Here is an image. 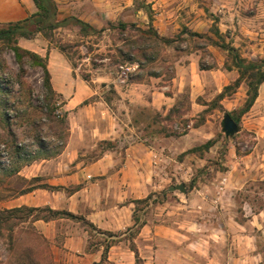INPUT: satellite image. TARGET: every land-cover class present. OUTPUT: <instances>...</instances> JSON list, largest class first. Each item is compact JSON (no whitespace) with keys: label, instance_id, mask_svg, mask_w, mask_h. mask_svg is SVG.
<instances>
[{"label":"crops","instance_id":"obj_1","mask_svg":"<svg viewBox=\"0 0 264 264\" xmlns=\"http://www.w3.org/2000/svg\"><path fill=\"white\" fill-rule=\"evenodd\" d=\"M56 1L62 19L76 16L100 28L101 20L89 9L83 13L79 11L81 1L86 5L92 0ZM96 1L101 12L109 8L108 0ZM36 12L33 0H0V23L22 21ZM158 22L167 25L163 19ZM169 29L159 36L168 38ZM34 39H21L20 45L47 58L52 84L66 102L70 135L59 156L36 162L19 173L29 181L39 179V182L36 187L33 185L35 188L31 192L7 201L4 207L8 210L50 207L79 218L33 223L37 232L51 243L54 256L57 246L75 256L93 241L80 219L98 231L113 234L112 239H120L135 225L134 202L169 190L173 186L171 168L187 166V161L174 163V154L183 151L177 149L171 138H158L150 144L142 140L132 116L128 110L125 112L126 106L148 108L165 115L186 92L193 104V113H197L199 97L207 99L218 95L239 75L236 70L225 69L227 56L221 50L211 47L213 66L208 69L200 67L201 56L196 51L175 62L174 75L168 81L164 80L165 75L123 85L111 81L117 106L114 112L104 97L109 84L103 82L106 84L99 93L88 82L73 76L68 61L55 48L49 49L48 41ZM55 58L70 76L68 80H59L58 86L54 85L52 71L57 66ZM238 91L223 100L228 111L236 109L237 101H240L239 107L245 102L243 84ZM263 96L264 83L255 105L245 115L251 126L248 129L259 135H264L263 129L258 132L256 127V124L264 125L263 112L257 110ZM92 98L95 100L84 104ZM101 142L112 145L107 146L101 156L90 160L89 155ZM260 164L264 166L263 162ZM214 188L215 182H211L187 190L186 194L167 193L166 200L158 203L157 210L143 220L145 223L133 240L141 251L142 260L147 264H264V208L257 212L243 208L242 212L236 207V192L228 190L218 194ZM118 234H121L119 238ZM104 249L102 244L93 246L90 251L82 252V259L98 263ZM133 254L127 242L119 240L111 245L108 260L130 261Z\"/></svg>","mask_w":264,"mask_h":264},{"label":"rangeland","instance_id":"obj_2","mask_svg":"<svg viewBox=\"0 0 264 264\" xmlns=\"http://www.w3.org/2000/svg\"><path fill=\"white\" fill-rule=\"evenodd\" d=\"M108 1L109 8L102 12L101 8L97 7L99 3L96 0L86 5H83V1L79 3L80 13L87 12L89 9L94 17L101 20L99 30H105L101 36L84 38L75 29H65L56 31L49 40L42 34H38L34 40L48 41V48H55L61 56L63 54L57 47H65L74 64L73 76L83 81H85L83 76H87L88 83L99 93L103 92L104 84H109L110 88L106 89L104 97L108 99L114 112L117 106L111 81L123 85L131 79L147 81L159 75H165L164 80L168 81L174 75L175 62L196 51L201 56L200 67L208 69L213 66L211 52L213 46L210 45L208 37L216 42H225L233 46L248 61L264 59V0ZM159 19H163L167 25H160ZM4 24L6 23H0V25ZM121 24L127 25V28L120 29ZM214 26L220 30L221 39L211 33ZM167 29H169L167 39L171 41L170 44L155 38V34L159 36ZM190 33H197L202 37H191ZM222 52L226 54L227 60H230L228 54ZM63 56L67 60L66 56ZM55 62L57 66L53 67L52 71L55 75L54 85L58 86L59 80H68L70 76L63 70L64 66L59 65V59L55 58ZM229 62L232 64L231 61ZM68 63L71 66L69 61ZM0 66H5L3 72H0V77L5 82L13 79L12 73H18V66H20L14 53L2 43H0ZM24 66H27L24 82L34 89L33 103L35 106H40L43 95L42 73L39 69L32 68L33 65L28 61ZM122 74L123 76L119 78ZM2 84L3 87L7 86L6 83ZM243 86L247 92L246 83H243ZM18 89V85H15L16 92ZM240 93H243V90ZM218 95L207 99L199 97L196 100L200 107L197 113H193V104L186 92L181 94L175 102L178 104L179 112L171 116H168L169 112L164 115L136 106H126L125 112L128 110L132 116L142 140L150 144L158 138H166L165 135H167L176 144L177 149L183 151L181 154H174L173 161L174 163L187 161V166L171 168V185L185 184L187 190L191 191L204 183L215 182L214 189L217 192L220 191L222 194L228 190L236 192L237 209L243 212V208H246L248 212H257L264 208V166L260 164V162L264 163V135L250 131L249 117L244 115L239 124V132L231 138H226L222 131L223 117L227 112L238 110L241 106L239 107L240 101H237L234 105L236 109L228 111L222 104L223 101L216 100ZM94 100L95 98H92L88 102ZM63 110L65 111L66 107ZM257 110L264 115V96ZM13 122L12 130L16 135V143L29 150L36 151L40 147L33 138L35 130L37 134L43 131L42 135L46 136L45 143L49 146L60 145L57 139L47 137L49 123L46 120L29 131L18 125L19 121ZM197 125L199 127L195 128ZM256 127L258 132L259 129L264 131V125L256 124ZM209 140H216L215 146L209 151L187 153ZM109 145L112 143L103 145L99 143L98 148L89 155V159L93 160L101 156ZM0 150V219L9 218L10 221L0 224V264H147V261L140 257L141 251L133 242L137 231H128L123 233L124 237L112 239L111 235H103L86 226L93 241L82 252L90 251L93 246L99 244H102L104 248L109 246L110 249L112 244L121 240L127 242L133 251L132 260L121 263L110 261L108 249L107 258L104 261L92 263L82 259L84 258L82 252L73 256L68 250L63 251L58 246L55 247L54 256L51 243L33 226L34 217L19 222L10 219L9 214L3 213L4 210H8L5 209L4 203L17 198L22 190L38 182H31L20 174L11 176L9 173L12 170L15 150L7 151L4 147ZM40 161L43 160L35 161L32 165ZM169 192L165 189L156 194L162 198ZM174 192L181 193L179 191L171 193ZM156 206L145 208L140 214L141 219L146 221V218L157 210ZM120 235L116 237L119 238Z\"/></svg>","mask_w":264,"mask_h":264},{"label":"trees","instance_id":"obj_3","mask_svg":"<svg viewBox=\"0 0 264 264\" xmlns=\"http://www.w3.org/2000/svg\"><path fill=\"white\" fill-rule=\"evenodd\" d=\"M37 8V12L31 15L29 18L18 21L0 25V43L7 45L9 50L14 53L15 59L20 66L18 73H12V80L5 82L0 77V148L4 147L7 149H14V162L12 170L9 173L11 176L18 175L25 167L32 165L38 160H50L59 156L66 147L67 140L70 135V127L68 123V110H63L66 107L65 100L63 97L55 90L52 84V76L47 66V58L41 57L40 55L26 50L19 45L21 39L32 40L38 34H42L48 40L52 38V34L59 30L65 29H75V31L84 38L101 36L105 30H99L90 25L87 22L82 21L76 16H70L67 18H60L59 15V5L55 0H33ZM120 29H126L127 25L121 24ZM211 33L222 38L220 30L214 26ZM191 37L201 38L202 36L197 33H190ZM155 38L159 39L163 43L170 44L171 41L167 38H163L155 34ZM210 45L216 47L229 56L230 60L225 63V69L228 71L236 70L238 72V78L232 84L226 86L223 91L217 96L216 100L219 102L223 101L225 98L235 94L243 83L247 85L246 99L243 105L235 111L227 112L232 118L240 124L241 118L250 112L252 107L255 105L259 97V89L264 83V59L258 61H248L243 58L239 51L233 46L226 44L225 42H216L211 37H208ZM222 41V40H221ZM59 51L66 56L67 60L72 64L69 55L67 54V49L63 46L57 47ZM30 62L34 69H39L42 73V86L43 95L40 106H35L33 103L34 89H32L26 82L24 78L27 75L25 63ZM232 64H230V62ZM5 66H0V72H3ZM7 67V66H6ZM83 79L88 82L89 78L83 76ZM131 82H138L141 80L131 79ZM2 83H6L7 86L3 87ZM15 85H18L19 89L15 91ZM18 95V97H16ZM17 104V105H16ZM89 104L88 101L84 103ZM178 104H175L170 110L169 114L174 115L178 113ZM64 111V112H62ZM14 113V114H10ZM46 120L48 124L47 130L49 133L47 137H53L60 142V145H55L54 147L49 146L45 143L46 136L42 135L43 131L38 134L36 130L34 133V139L38 142L40 147L36 151L29 150L22 145L16 143V135L13 133L12 127L14 122H20L18 125L23 127L25 130L29 131L31 128H35L38 123ZM65 126V127H64ZM199 126H195L198 128ZM166 138L169 136L165 135ZM102 145L106 142H101ZM216 144V140H209L205 144L195 147L189 150L187 153L194 154L203 151H209ZM1 151V150H0ZM10 163V161H9ZM32 181L39 182V179H32ZM36 187V185H34ZM31 186L28 189L22 190L19 195H24L31 192L35 187ZM39 187L48 188L46 185H40ZM49 189V188H48ZM189 191V190H188ZM165 193L162 198H159L157 194H151L146 199L134 202L136 205V210L134 213L135 225L129 231H137L144 225L145 222L141 219L142 212L145 208L155 206L158 203H163L166 200ZM3 213L9 214L10 219L23 222L28 220L30 217H34V221L43 220L51 221L58 218H67L71 220H77L72 214L67 212L54 211L50 207L46 208H29L22 207L12 210H4ZM18 214H23L19 216ZM83 224L90 228L91 230L97 232L91 224L83 219H80ZM10 222L9 218L0 219V224H6ZM101 234H108L113 236V234L108 232H101ZM109 246L104 249L102 260L107 258ZM137 255V252H136ZM138 258V257H137Z\"/></svg>","mask_w":264,"mask_h":264},{"label":"water","instance_id":"obj_4","mask_svg":"<svg viewBox=\"0 0 264 264\" xmlns=\"http://www.w3.org/2000/svg\"><path fill=\"white\" fill-rule=\"evenodd\" d=\"M222 131L225 134L226 138H231L239 132V125L228 113H226L223 117ZM169 191H179L183 194H186L187 188L185 184H177L175 186H171L169 188Z\"/></svg>","mask_w":264,"mask_h":264},{"label":"built area","instance_id":"obj_5","mask_svg":"<svg viewBox=\"0 0 264 264\" xmlns=\"http://www.w3.org/2000/svg\"><path fill=\"white\" fill-rule=\"evenodd\" d=\"M123 76V74L122 75H119V78H121ZM124 80H122V82H123ZM218 194H221V192L220 191H218Z\"/></svg>","mask_w":264,"mask_h":264}]
</instances>
